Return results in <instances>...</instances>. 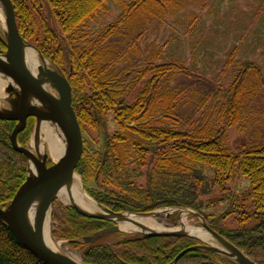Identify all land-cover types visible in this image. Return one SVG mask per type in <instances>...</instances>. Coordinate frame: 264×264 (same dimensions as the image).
Segmentation results:
<instances>
[{
    "label": "trees",
    "instance_id": "16d2710c",
    "mask_svg": "<svg viewBox=\"0 0 264 264\" xmlns=\"http://www.w3.org/2000/svg\"><path fill=\"white\" fill-rule=\"evenodd\" d=\"M26 43L65 76L80 124L84 151L76 168L87 194L114 213L188 209L216 233L264 264V71L238 58L236 47L214 81L165 58L163 48L141 42L156 23L175 18L186 0H12ZM111 6L118 16L99 29L91 23ZM0 34V53H5ZM234 72L225 85L221 77ZM35 119L18 136L27 147ZM16 122L0 120V208L6 209L28 177L27 158L12 146ZM234 127L254 141L229 148ZM87 135L92 143L84 139ZM241 173L250 187H229ZM92 181L93 185H89ZM217 192L219 194L217 195ZM219 196L222 209L211 200ZM54 232L84 264H173L204 245L188 236L103 232L114 224L60 206ZM178 213L172 217L176 223ZM232 225V226H231ZM100 236L94 242H87ZM0 264H46L0 219ZM178 264H235L209 251H193Z\"/></svg>",
    "mask_w": 264,
    "mask_h": 264
},
{
    "label": "water",
    "instance_id": "95a60500",
    "mask_svg": "<svg viewBox=\"0 0 264 264\" xmlns=\"http://www.w3.org/2000/svg\"><path fill=\"white\" fill-rule=\"evenodd\" d=\"M0 3L4 9L7 24V30L3 32L7 52L4 55H0V75L8 78L11 82L6 89V93L9 95L6 102L10 108L0 110V120L17 123L10 136L11 144L18 153L23 154L27 158L29 167L27 180L20 187L10 205L6 209L0 208V219L6 223L10 231L26 249L46 264H80L67 256L49 249L42 239L46 214L50 211L52 204L57 199V193L63 185L71 182L74 176L77 175L76 168L84 151L83 133L72 106V87L67 78L60 74L55 66L49 62L51 67L45 71L46 59L37 48L27 44L22 38L17 25L16 12L12 0H0ZM27 45L38 52L44 64L40 67V74L37 77H34L25 65L24 49ZM45 85L49 86L52 91L47 90ZM53 92L57 93V96ZM30 118H35L36 120L34 132L39 123L44 121L52 122L63 132L67 141V149L59 161H52L47 154L41 157L38 153H33L30 147L20 146L18 136L26 129ZM32 166L35 167L36 174L32 171ZM38 196L42 197L37 211L35 228H32L27 223L26 212ZM97 206L102 213L89 214L71 205L79 214L92 219L116 222L103 214L115 217L124 215V213H114L99 204ZM170 210L177 211V209ZM182 211H188L190 214L201 217L190 210ZM156 212L159 211L134 216H145ZM202 227L212 238L225 247L230 252V255L236 256L237 260L232 259L231 256L222 254L217 248L207 242L188 234L164 232L141 235L188 236L204 243L202 246L192 247L183 251L173 264H178L180 259L186 254L200 250L209 251L217 255L222 254L236 264H257L245 253L213 231L204 220ZM120 231L122 232L120 226L117 225L103 233L109 234ZM99 237L97 236L87 242H94Z\"/></svg>",
    "mask_w": 264,
    "mask_h": 264
},
{
    "label": "rangeland",
    "instance_id": "374dc122",
    "mask_svg": "<svg viewBox=\"0 0 264 264\" xmlns=\"http://www.w3.org/2000/svg\"><path fill=\"white\" fill-rule=\"evenodd\" d=\"M185 4V10L178 16L169 18L163 23H156L145 33L141 42L143 53L151 44H156L160 49L163 48L167 60L182 63L195 74L216 81L220 77L229 55L238 47V58L254 61L264 71V0H186ZM119 12L117 6H111L105 15L91 23L90 26L92 29H99L102 25L115 19ZM4 30L0 25L1 35H3ZM39 60L42 64L41 57ZM233 75L234 72L228 70L221 77L222 82L229 85L233 81ZM1 78L9 82L7 78L2 76ZM7 87L8 85L4 89L5 96L2 97V100L6 103V108H10L5 100L6 97H9L6 93ZM228 135L229 148L235 154L246 149L255 139L254 136L244 135L237 127L230 129ZM32 138L33 135L31 140ZM84 139L86 142L92 143L85 134ZM80 179L81 187L87 194L83 180L81 177ZM89 185H93V182L90 181ZM229 187L236 189L239 193H245L249 190L250 183L246 177L239 173L230 182ZM218 194L219 192H217ZM219 199L217 196L211 200L217 204L218 208L205 210L206 214L223 208L222 205L218 204ZM60 206L70 207V204H65L61 198H57L50 209L51 236L57 243H62L58 253L84 264L81 251L73 250L67 241L54 236V232L60 226L59 221L55 220V215L62 216ZM97 212L100 213V210L97 209ZM174 212L158 215L155 220L167 229H175L180 225L181 212L178 211L179 216L176 223L172 221ZM187 217L189 226L203 229L201 217L193 214H189ZM127 234L135 235V233ZM220 256L230 260L222 254Z\"/></svg>",
    "mask_w": 264,
    "mask_h": 264
},
{
    "label": "bare ground",
    "instance_id": "6f19581e",
    "mask_svg": "<svg viewBox=\"0 0 264 264\" xmlns=\"http://www.w3.org/2000/svg\"><path fill=\"white\" fill-rule=\"evenodd\" d=\"M0 25L4 31L7 30L6 17L4 13V9L2 8V4L0 3ZM24 58L25 65L27 69L31 72L34 77L40 74V67L44 64L39 60L38 52L32 48L31 46H25L24 49ZM51 67V65L46 61L45 71ZM11 83V82H10ZM3 80L0 76V110L7 109L6 103L2 100V97L5 96L4 89L10 84ZM46 89L52 91L49 86L45 85ZM7 98V97H6ZM6 100V99H5ZM67 149V141L63 132L52 122L44 121L40 122L34 132L30 150L43 157V155L47 154L49 157L57 162L59 161L65 154ZM32 171L36 174V169L32 166ZM81 179L78 175L74 176L71 182H68L63 185L61 190L57 193V198H61V200L65 204L74 205L84 212L89 214H100V211L97 212L98 206L97 204L83 191L81 187ZM42 196H38L33 203L29 206L26 212V220L30 227L35 228L36 224V216L37 211L40 205ZM167 212H174L173 210H162L153 214L145 215V216H134L124 214L121 217H115L107 214H103L114 221H116L122 231L127 233H135V234H154V233H164V232H177L181 234H188L194 237H197L211 245H213L219 252L224 255L231 256L232 259L237 260V257L233 254L230 255V252L219 244L214 238H212L205 229H198L187 224V216L190 214L188 211H182L180 214V225L175 229H167L164 225H160L155 220V217L158 215H164ZM50 211L46 214L43 230H42V239L43 243L51 250L55 252H60L59 246H61V242L57 243L51 236L50 231ZM73 259V258H72ZM75 260V259H73ZM76 261V260H75Z\"/></svg>",
    "mask_w": 264,
    "mask_h": 264
}]
</instances>
